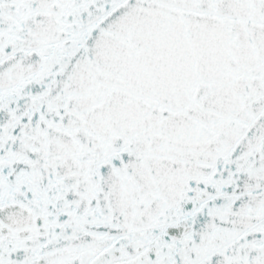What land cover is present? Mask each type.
<instances>
[{
	"label": "snow or ice",
	"instance_id": "snow-or-ice-1",
	"mask_svg": "<svg viewBox=\"0 0 264 264\" xmlns=\"http://www.w3.org/2000/svg\"><path fill=\"white\" fill-rule=\"evenodd\" d=\"M0 264H264V0H0Z\"/></svg>",
	"mask_w": 264,
	"mask_h": 264
}]
</instances>
